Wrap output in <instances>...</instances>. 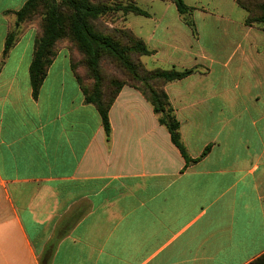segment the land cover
Masks as SVG:
<instances>
[{"label":"crops","instance_id":"obj_1","mask_svg":"<svg viewBox=\"0 0 264 264\" xmlns=\"http://www.w3.org/2000/svg\"><path fill=\"white\" fill-rule=\"evenodd\" d=\"M25 2L0 0V264H247L263 254L264 32L197 6L194 30L179 13L144 15L146 68L195 69L163 85L186 163L128 84L108 109L107 138L67 47L34 98L37 29L14 15ZM207 16L217 20L204 38L194 18Z\"/></svg>","mask_w":264,"mask_h":264},{"label":"trees","instance_id":"obj_2","mask_svg":"<svg viewBox=\"0 0 264 264\" xmlns=\"http://www.w3.org/2000/svg\"><path fill=\"white\" fill-rule=\"evenodd\" d=\"M172 1L178 13L182 15L184 22L194 30L191 21L185 17L191 7H188L184 0ZM235 2L246 11L247 25L252 23L264 25V2L259 5L260 14L257 16H251L250 10L243 3V0H235ZM41 4L44 7V12H42V30L39 34L37 33L35 38L32 60L29 66L32 96L34 98L37 96L47 68L56 55L58 50H55L56 42L68 37L84 55L83 60L87 68V74L92 79L91 85L86 86L82 83V78L75 72L74 63L70 58L72 71L80 85L84 100L97 108L107 138L110 130L108 109L119 89L124 84H128L139 90L151 103L154 112L158 114L159 122L168 129L172 142L180 150L186 163L194 161L187 155L180 141L179 123L171 113L163 85L168 81L183 78L195 69L177 70L173 67L168 69L159 67L153 69L144 68V74H140L138 71L139 63L131 58V54L136 53L142 56L152 53V50L148 48L144 40L133 35L130 29L124 28L121 32L127 37L128 43L123 44L119 39L105 34L95 27V21L105 14L121 11L122 14L134 13L147 16L148 12L133 2L122 4L113 3V0H26L22 7L14 12L16 23H22ZM16 40L17 29L13 27L6 34L2 58L6 57ZM105 56L117 61L129 72L133 80L141 82L143 86L133 82L116 80L114 81L115 88L113 90H105L102 86L103 76L100 70V60ZM247 264H264V253Z\"/></svg>","mask_w":264,"mask_h":264},{"label":"rangeland","instance_id":"obj_3","mask_svg":"<svg viewBox=\"0 0 264 264\" xmlns=\"http://www.w3.org/2000/svg\"><path fill=\"white\" fill-rule=\"evenodd\" d=\"M114 2L122 4L133 2L141 9L150 12H156L160 9L165 10L166 19H171L175 15H178V11L176 10L175 4L172 0H113V3ZM184 2L188 7L197 6L210 13L230 15L232 18L237 20H239L241 17H244V23L246 24L247 13L244 9L240 8L236 4L235 0H184ZM262 2H264V0H243V3L250 10L251 16H257L260 14L259 5ZM189 11L185 14V17L188 20ZM42 12H44V7L41 4L33 13H31L32 15H30L22 22V25L25 27L34 26L37 29V33L39 34L42 30L43 23ZM124 16H127L126 21H124ZM195 16H198L197 13L195 14ZM194 20L196 25H200L199 27L201 28L202 26L204 27L201 29L203 33L202 35L204 38H207L211 35V32H209L208 28L213 26L210 21L213 20L215 22L217 19L211 16H207L205 17V24H203L202 18L195 17ZM125 23H127V26L130 28L126 27ZM248 26H254L264 32V25L260 23H252ZM12 27L13 25L11 26V29ZM95 27L97 30H100L105 34H109L119 39L123 44H127L128 39L121 32V30H124V28H128L133 35L144 38V30H146L147 25L144 24V15H138L134 13L122 14L121 11H116L114 13L105 14L99 17V19L95 21ZM262 37H264V34H262ZM60 47L68 48L71 61L74 63L75 72L82 78V83L84 85L90 86L92 83V79L88 77L87 68L83 60L84 55L77 49L75 43L72 42L70 38L64 37L56 42L55 50L59 49ZM131 58L135 62L139 63V73L144 74V68L147 69L144 55L139 56L136 53H132ZM100 70L103 76L102 86L107 91H111L115 88L114 81L116 80L133 82L135 84L143 86L141 82L133 80L129 72L125 68H123L117 61L113 60L110 57L105 56L100 60Z\"/></svg>","mask_w":264,"mask_h":264}]
</instances>
